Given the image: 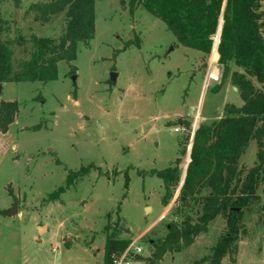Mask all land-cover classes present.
<instances>
[{
    "label": "rangeland",
    "instance_id": "374dc122",
    "mask_svg": "<svg viewBox=\"0 0 264 264\" xmlns=\"http://www.w3.org/2000/svg\"><path fill=\"white\" fill-rule=\"evenodd\" d=\"M46 1L21 0L18 9L12 0L0 1L13 71L33 51L30 36L57 42L64 33L63 16L46 25L33 21L29 7ZM214 50L203 56L179 46L140 7L130 13L118 0H97L94 39L78 45L75 61L58 63L56 81L3 84L0 102H16L18 115L0 134V264H102L107 237L139 235L143 256L136 264H146L151 244L165 237L170 223H196L200 203L175 204L193 134L221 118L226 104H243L229 79L222 80L218 58L211 62ZM256 154L252 141L238 168L257 165ZM176 159L180 182L163 207L162 181L151 172L173 167ZM81 168L88 174L55 197L68 172ZM256 196L240 212L236 255L221 264H264V180ZM13 199L17 214L2 216ZM225 234L221 215L191 247L159 264H209Z\"/></svg>",
    "mask_w": 264,
    "mask_h": 264
},
{
    "label": "trees",
    "instance_id": "16d2710c",
    "mask_svg": "<svg viewBox=\"0 0 264 264\" xmlns=\"http://www.w3.org/2000/svg\"><path fill=\"white\" fill-rule=\"evenodd\" d=\"M1 1V0H0ZM97 0H47L29 7L33 21L48 24L63 16L65 30L57 42L30 36L32 53L16 71L12 69V44L3 41L0 19V86L5 83H47L57 80L58 63L75 61L79 44L94 39L95 2ZM16 9L21 0H12ZM128 6L130 13L142 8L161 21L181 47L209 56L218 33V43L211 55L222 70V80L229 79L242 100L241 107L226 104L216 122L199 126L192 138L189 163L175 204L200 203L196 223L184 219L180 225L170 223L167 234L151 244L152 253L146 264H159L166 254H174L191 247L195 239L207 232L208 225L224 216L226 234L211 249L209 264H221L226 257L237 253L235 246L238 220L242 209L255 200L256 190L264 180V0H118ZM217 53V55H216ZM230 67L235 70L231 71ZM18 115L16 102H0V134H5ZM257 147L258 164L244 171L238 168L250 143ZM179 159L173 167L152 171L162 181L164 195L161 205L166 207L172 198L171 189L180 182ZM88 171L81 168L68 172L60 196L75 180ZM128 179L125 176V185ZM178 207H176V210ZM236 209L239 211L237 212ZM117 212L119 210L117 209ZM130 240L106 238L102 264H112L111 257L126 249ZM141 260V257H137Z\"/></svg>",
    "mask_w": 264,
    "mask_h": 264
},
{
    "label": "built area",
    "instance_id": "2783aa9c",
    "mask_svg": "<svg viewBox=\"0 0 264 264\" xmlns=\"http://www.w3.org/2000/svg\"><path fill=\"white\" fill-rule=\"evenodd\" d=\"M218 43V38L215 40ZM215 43V45H217ZM175 133H180L181 130L175 129ZM143 238V235H139L138 237L132 239L126 249L123 251L122 254L118 256H112L111 262L112 264H136L137 257H141L142 255V248L139 245V241Z\"/></svg>",
    "mask_w": 264,
    "mask_h": 264
},
{
    "label": "water",
    "instance_id": "95a60500",
    "mask_svg": "<svg viewBox=\"0 0 264 264\" xmlns=\"http://www.w3.org/2000/svg\"><path fill=\"white\" fill-rule=\"evenodd\" d=\"M216 47L217 45H215V50H216ZM116 78H117V74L116 73H110V76H109V80L110 82L113 84V86H115L116 84ZM71 82L74 84L75 83V80H76V77L75 76H72L70 78ZM1 90H2V86H0V94H1ZM234 90L236 91V89L234 88ZM187 168V166H186ZM185 176V175H184ZM184 176H183V179H182V184H183V180H184ZM181 188V187H180ZM17 206H18V201L17 199H13V203H12V207L10 209H7L5 211H3L1 213L2 216H14L17 214ZM148 208H146V212H147ZM236 211L238 212L239 210L236 209Z\"/></svg>",
    "mask_w": 264,
    "mask_h": 264
},
{
    "label": "crops",
    "instance_id": "0c3cea01",
    "mask_svg": "<svg viewBox=\"0 0 264 264\" xmlns=\"http://www.w3.org/2000/svg\"><path fill=\"white\" fill-rule=\"evenodd\" d=\"M216 55H217V53H216ZM217 58H218V56H217ZM234 90V89H233ZM235 91V90H234Z\"/></svg>",
    "mask_w": 264,
    "mask_h": 264
}]
</instances>
